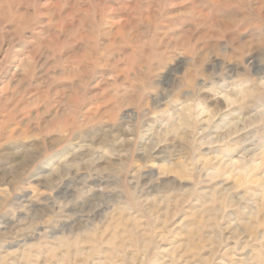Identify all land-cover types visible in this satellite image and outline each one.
Segmentation results:
<instances>
[{
	"label": "rangeland",
	"instance_id": "374dc122",
	"mask_svg": "<svg viewBox=\"0 0 264 264\" xmlns=\"http://www.w3.org/2000/svg\"><path fill=\"white\" fill-rule=\"evenodd\" d=\"M216 4L0 0V264H264V0Z\"/></svg>",
	"mask_w": 264,
	"mask_h": 264
},
{
	"label": "bare ground",
	"instance_id": "6f19581e",
	"mask_svg": "<svg viewBox=\"0 0 264 264\" xmlns=\"http://www.w3.org/2000/svg\"><path fill=\"white\" fill-rule=\"evenodd\" d=\"M110 1V0H109ZM172 1V0H171ZM209 1H211V2H214V4H216V3H218V1L219 0H209ZM252 1H260V2H263V0H252ZM174 2V1H173ZM195 2H197V1H195ZM227 4V3H226ZM114 4H107L106 5V10L105 11H112V13L114 14V16H113V21H112V24H115L116 26L118 25V28L117 29H122L123 28V26H127L128 25V23H131V24H133L134 23V21H131L130 19V17L128 18V21L129 22H127V18H121V19H119L120 17H119V14L120 13H122V12H120V10L117 8V7H114L113 6ZM147 5V4H146ZM185 5H186V3H185ZM237 5V4H236ZM177 6V5H176ZM216 6H217V4H216ZM177 7H186V6H183V5H178ZM225 7L228 9H230V7L232 8V5H230V4H228V5H224L223 7H218V9L215 11V13H214V15H213V17H212V19H211V16L209 17L211 20L210 21H207V20H204L203 22H200V23H196L195 21H192L193 22V24H195L194 26H199V25H201V24H203V25H207V26H209L208 25V23L209 22H217L218 23V11L221 13V14H223V15H225V14H232V12L231 11H227V9H225ZM239 7V6H238ZM238 7H233V9H231V10H233V15H236V13L237 14H239V13H242V11L240 10V9H237ZM251 11H254V12H257V14H259V15H262L263 17H264V5H262V6H260L259 8H252V10ZM184 12V11H183ZM182 12V13H183ZM199 12V11H198ZM214 12V11H213ZM198 14V13H197ZM196 14V15H197ZM212 14V13H211ZM185 15V14H184ZM206 16H207V14H206ZM183 17V16H182ZM181 17V14H179L178 16H172V23H170V24H168V27H170V29L172 28V30L173 31H175V29H176V27H175V25H179V26H181V25H183L184 24V19ZM192 18V17H191ZM134 19V18H133ZM132 19V20H133ZM190 20H192V19H190ZM127 22V23H123V22ZM186 21V20H185ZM189 21V20H188ZM174 23H177V24H174ZM107 24V23H106ZM116 31V30H115ZM186 31V30H185ZM188 32V31H187ZM122 33V32H121ZM204 34V33H203ZM117 35V34H116ZM133 42V41H132ZM119 52V51H118ZM123 54V53H122ZM124 57L125 58H127V59H129V58H132V54H128V52L127 51H125L124 52ZM130 62H132V61H130ZM72 71V70H71ZM70 71V72H71ZM127 74V73H126ZM132 83V82H131ZM132 85V84H131ZM228 93V92H227ZM108 99V98H107ZM219 101L220 100H224V102H227V104L228 105H230V104H232V100H231V97L229 96V95H227V94H225L224 93V95H222V98L220 97V98H217ZM218 100H217V102H218ZM107 101V100H106ZM108 102V101H107ZM222 102V101H221ZM220 103V102H219ZM199 104H200V102H199ZM189 106V105H188ZM199 107H200V105H198ZM197 108L198 109V111H199V117L200 116H206V118L207 119H205V122H207L208 124H207V126L209 127L210 125L211 126H213V122L216 124V122H217V120H219V122H223L224 123V125L226 126V125H228V119H229V116L227 115V113H223V114H221V113H219V112H217V111H212V110H208L205 106V108L204 107H200V108ZM262 111H264V110H262ZM214 120V121H213ZM238 120V119H237ZM236 120V121H237ZM242 121V120H241ZM204 122V121H203ZM233 122H235V121H233ZM212 123V124H211ZM238 124H240V123H238ZM218 125H220V124H217L215 127H214V129L216 130V131H218V132H221V131H223L222 130V126H218ZM231 126L230 127H232V125H236V123H234V124H230ZM132 129V128H131ZM230 129H232V128H230ZM243 129V128H242ZM150 130V129H149ZM227 130V129H226ZM232 130H234V129H232ZM132 131V130H131ZM240 131V130H239ZM238 131V132H239ZM244 131V130H243ZM243 131H242V133H243ZM150 132V131H149ZM224 132V131H223ZM222 133V132H221ZM217 134V133H216ZM226 134H228V133H226ZM239 134V133H238ZM232 135V134H231ZM150 136V134L149 133H147L146 134V138L147 137H149ZM208 136V135H207ZM204 139H206V137L204 138ZM225 139H226V137H225ZM146 140V139H145ZM144 140V141H145ZM149 140V139H148ZM146 142V141H145ZM144 142V143H145ZM218 142V137L215 135L212 139H210L209 140V142L208 143H217ZM220 142V141H219ZM223 142V141H222ZM76 148V147H75ZM73 149V148H72ZM29 153V152H28ZM53 163V160H50V163H48V165H50V164H52ZM240 168V167H239ZM223 171V170H222ZM242 172V171H241Z\"/></svg>",
	"mask_w": 264,
	"mask_h": 264
}]
</instances>
